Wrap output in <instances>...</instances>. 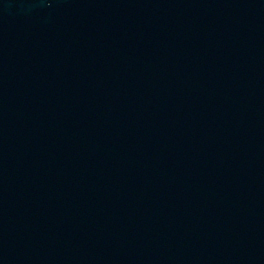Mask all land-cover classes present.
<instances>
[{
	"label": "water",
	"instance_id": "1",
	"mask_svg": "<svg viewBox=\"0 0 264 264\" xmlns=\"http://www.w3.org/2000/svg\"><path fill=\"white\" fill-rule=\"evenodd\" d=\"M0 264H264V0H0Z\"/></svg>",
	"mask_w": 264,
	"mask_h": 264
}]
</instances>
